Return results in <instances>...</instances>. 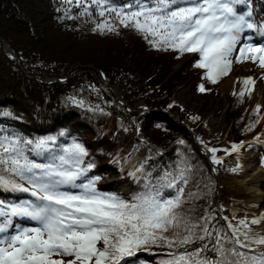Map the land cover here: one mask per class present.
I'll use <instances>...</instances> for the list:
<instances>
[{
  "label": "trees",
  "instance_id": "obj_1",
  "mask_svg": "<svg viewBox=\"0 0 264 264\" xmlns=\"http://www.w3.org/2000/svg\"><path fill=\"white\" fill-rule=\"evenodd\" d=\"M131 2L134 0H107V4L114 8ZM85 7L88 11L81 15ZM237 9L240 12L250 9L251 21L257 25L264 23V0H248V4L238 5ZM98 11L99 7L91 0H81L79 6L76 0L71 3L68 0H0V133H19L29 139L55 137L53 147L58 150L74 141L81 143L88 152L85 163L91 161L95 164L88 175L101 177L97 189L115 193L126 200L143 190L144 179L137 180L129 175L132 179L129 189L116 193L111 187L104 186L108 177L113 179L121 172H134L146 158L151 157L144 166L145 173L156 178L186 159L190 170L188 183L181 185L185 191L179 211L193 221L210 212L214 217L211 223L219 224L227 231V225L220 221L216 212L214 201L219 195V179L237 178L239 171L230 169L237 166L238 155L219 152L223 162L217 164V179L209 171L205 156L194 147L190 127L180 122V118H185L199 130L198 135H204L206 131L200 129L199 119H191L192 115L197 116L178 110L182 114L177 118L167 105L172 89L188 77L196 96H217V86L238 64L235 49L227 75L219 76L212 83L207 78V70L195 66L199 54L154 48L148 42L150 36L145 39L142 33L120 25L115 12L101 17ZM105 19L111 21L115 30L94 31L96 24ZM3 43L15 53L18 62L3 49ZM175 61L182 66L156 90ZM156 66L159 71L153 75ZM97 70L102 72L104 79ZM49 78L59 81H44ZM113 85L119 87L130 106L142 99L145 109L127 110L117 101ZM200 85L204 86V92L199 91ZM147 86L154 90L146 91ZM243 90V97L239 95L241 90L230 96L226 112L233 140L246 138L264 126V106H260L257 114L254 111L256 104L249 106ZM257 120L260 122L248 131L250 123ZM215 136L206 138L208 145L213 144ZM261 138L264 139V132ZM180 140L182 144L177 143ZM251 148L259 155L257 164L264 167V148L256 143H251ZM29 155L37 162H45L41 156ZM261 187L264 190V178ZM223 190L219 210L225 217L224 207L231 206V196L242 197L243 194L229 192L226 185ZM162 195L171 198L176 192L165 189ZM24 198H28V194L0 193V199L5 201ZM233 220L236 224L239 219ZM98 247H102V243H98ZM168 252L166 247H153L140 253L138 260L133 259L131 264H140L141 261L162 264ZM66 258L53 256V259Z\"/></svg>",
  "mask_w": 264,
  "mask_h": 264
},
{
  "label": "snow or ice",
  "instance_id": "obj_2",
  "mask_svg": "<svg viewBox=\"0 0 264 264\" xmlns=\"http://www.w3.org/2000/svg\"><path fill=\"white\" fill-rule=\"evenodd\" d=\"M91 3L99 7V16L115 12L120 25L142 33L145 39L150 36L148 42L154 48L199 54L195 66L206 69L212 83L227 75L231 55L244 29L264 33V23L251 21L250 9H237L248 0H134L121 8L110 7L107 0ZM76 4L81 5V0ZM87 11L85 7L81 15ZM93 30L115 28L105 19ZM243 58L254 62L259 59V67L264 69V45L241 47L237 62ZM243 83L254 85L255 81L247 77ZM199 91H205L203 85ZM247 91L250 95L252 89ZM239 95L244 96L243 89ZM259 110L258 104L254 111L259 114ZM259 122L250 123L247 130ZM55 139L0 133V193L28 194V198L17 201L0 199V264H131L140 253L153 247L169 249L162 264H264V230L250 227L264 223V216L241 219L236 224L224 217L228 221L225 231L211 223L214 217L210 212L193 221L179 211L185 191L181 185L188 183L190 170L186 159L153 178L151 173H145L144 166L151 157L146 158L129 173L137 180L144 179L143 190L126 200L97 189L101 177L88 175L95 164L85 163L88 152L81 143L74 141L58 150L53 147ZM243 143L233 144L232 152L238 153ZM208 151L214 164L223 162L215 155L216 148ZM30 153L43 157L45 162L30 158ZM239 170V164L230 169ZM165 189H174L176 195L166 198L162 195ZM13 217L29 218L40 226L17 227L9 234ZM54 255L71 259H53Z\"/></svg>",
  "mask_w": 264,
  "mask_h": 264
},
{
  "label": "rangeland",
  "instance_id": "obj_3",
  "mask_svg": "<svg viewBox=\"0 0 264 264\" xmlns=\"http://www.w3.org/2000/svg\"><path fill=\"white\" fill-rule=\"evenodd\" d=\"M173 63L174 65L172 66L170 72L162 80V82L155 87L156 90L159 89L162 83H165L170 77L174 76L175 73L182 66V63L178 61H175ZM158 71L159 68L158 66H156L153 69V75H156ZM232 76L239 80H237V82L232 86V88L229 91L222 90L221 85ZM247 77H252L253 80L255 81V84L254 85L249 84L246 86L243 83V81ZM184 80L185 81H181L178 84H176V86L172 89L169 97L170 100L167 107L170 104L173 105L170 109L177 118H180L181 116L180 114H182L180 111L182 110L187 113L192 112L198 117L200 122V129L206 131V134L204 135L203 134L198 135L199 130H197L196 128L194 129V127H192L190 123L186 121L185 118H180V122L182 124L190 127L191 130L190 134L191 133L195 134L193 140L195 139L196 142L202 140L203 143L198 142V145H205L206 148H216L218 151L215 153V155L218 158H223L218 154L221 151L225 153L224 151L225 149H227L231 154L238 155V159H239L238 164L240 165L238 176L237 178H231L227 181L223 179H219L218 174H216V172H218L217 164L212 165L210 164L212 162L208 161L206 158L205 159L210 168L209 171L214 176H216L217 179H219L218 181L219 193L220 192L222 194L224 193L223 187L224 185H226L229 192L236 191L237 193L243 194L242 197H236L235 195L231 196V200H232L231 206L229 208L224 207L225 217H227L228 221H231L232 223L236 221L233 220V217L238 218L239 220L247 218L250 221L251 219L249 218H254L258 215V213H262L264 211V190L261 189L264 178V167L262 168L256 162L257 159L259 158V155L256 152H253L251 148L247 147L248 145L245 146V144L251 138L252 143L262 145L263 142L260 139H257L256 137H252V136L256 135L259 138H261V134L264 132V126L262 128L261 127L258 128V130L255 133H253L252 135L246 138L233 140L232 135L230 133L231 124H229L226 119V112L231 102V100H229L230 96L242 89H245V97L248 100L249 106H252L254 104L256 105L259 104L260 106H264V69L260 68L257 65L252 64L249 58H243V60L241 62H238V64L233 68L230 75L217 86L216 88V91L218 93L217 96H211V95L196 96L192 90V85L190 83L189 77L185 78ZM135 84L137 85V83ZM140 85L144 86V83H140ZM255 85L257 92L259 94L257 98H254L253 97L254 95L253 96L249 95L247 91L248 88L252 89ZM113 87L119 89V87L116 85H113L112 89ZM145 90L149 91L154 89L147 86ZM120 94L122 96L121 90H120ZM122 99L127 101V105L129 108L127 107L126 109L129 111H135L139 108L145 109V103L142 99L135 102L133 106H130L128 100L123 98V96ZM117 101L120 103L118 99ZM201 107L202 110H199V108ZM191 117H194V115H192ZM173 121H176L175 118L173 119ZM208 121L213 122V124L209 125ZM178 122L179 121H177L176 123ZM181 123L179 125H181ZM262 124H264V119L262 121ZM209 135L210 136L216 135L215 137H213L212 140L213 144L210 145H208V139H206ZM261 139L264 140L263 138ZM241 142L244 143L242 147L239 149V152L238 153L232 152V145L240 144ZM243 146H245L244 149ZM213 169H215V171H213ZM107 179L110 180L111 178L108 177ZM120 184H124L125 186L123 189H120L121 191H125L129 189L130 185L132 184V179L130 178L129 174L125 172L123 173L121 172L118 178L114 177L112 180L104 183V186L109 188L113 187L114 190H119L117 188H119L118 186ZM233 188H237V190H233ZM218 197L221 198V196L219 195ZM252 205H254L255 210H252ZM214 207H215V201H214ZM218 209H219V202H218ZM218 211L216 209L217 214ZM219 213L220 215L219 214L218 215L222 216L220 211ZM223 218L224 216H222V221L221 220L220 221L227 225L228 221L224 220ZM239 220H237V223L239 222ZM250 227L254 231L264 230V226L256 228L253 225H250ZM20 228L22 227L20 226ZM66 259H71V257H68Z\"/></svg>",
  "mask_w": 264,
  "mask_h": 264
},
{
  "label": "bare ground",
  "instance_id": "obj_4",
  "mask_svg": "<svg viewBox=\"0 0 264 264\" xmlns=\"http://www.w3.org/2000/svg\"><path fill=\"white\" fill-rule=\"evenodd\" d=\"M237 80H239V79H237V78H234L233 76L231 77V78H229L228 80H226L222 85H221V89L222 90H224V91H229L231 88H232V86L237 82ZM51 81H53V80H51ZM239 84V83H238ZM261 92V91H260ZM249 94V93H248ZM250 95H254L253 97L254 98H257L258 96H259V94H258V92H257V89H256V85L252 88V92H251V94ZM208 124L209 125H211V124H213V122H211V121H208ZM198 142H202V140H200V141H197V145H198ZM203 143V142H202ZM203 151H204V153H205V155H206V157L208 158V160L210 161V162H212V160H211V156H212V153H210L209 151H208V149H210V148H206L205 147V145H198ZM212 165L214 164L213 162L211 163ZM119 177V176H118ZM118 177H116V178H118ZM112 180V179H111ZM108 181H110V180H108ZM121 182H123V181H121ZM124 186V184H121V187H123ZM219 210V209H218ZM252 210H255V208H254V205H252ZM220 211V210H219ZM261 216H264V211L262 212V213H258V215L256 216V217H254V218H260ZM249 219H253V218H249ZM254 227H256V228H258V227H262V226H264V223H262V224H260V225H253Z\"/></svg>",
  "mask_w": 264,
  "mask_h": 264
},
{
  "label": "water",
  "instance_id": "obj_5",
  "mask_svg": "<svg viewBox=\"0 0 264 264\" xmlns=\"http://www.w3.org/2000/svg\"><path fill=\"white\" fill-rule=\"evenodd\" d=\"M3 49H4L6 52H8L9 55H10L13 59H15V60L18 62L17 56H16L15 53H14V52L8 47V45H7L6 43H3ZM97 72H98V74L100 75V77L103 78V74H102V72H101L100 70H97ZM168 78H169V77H168ZM168 78H167V79H168ZM51 80H57V81H59V79H56V78H49V79H46V80H44V81H51ZM113 89H114L115 92H116L117 99L120 101L121 104L125 105L126 108H127V107H128V105H127V101L124 100V99H122V96H121V94H120V90L117 89L116 87H113ZM128 108H129V107H128ZM191 134H192V136H193V138H194V135H195V134H193V133H191ZM193 143H194V147H195L199 152H201V153L205 156V158L208 160V158L206 157L204 151H203V150L197 145V142H196L195 139L193 140ZM208 161H209V160H208ZM209 163H210V162H209ZM210 164H211V163H210ZM222 195H223V194L220 192V193H219V196H222ZM219 198H220V197H218V198L215 200V208L217 209V211H218V202H219ZM218 214L220 215L219 211H218ZM220 220L222 221V216L220 217Z\"/></svg>",
  "mask_w": 264,
  "mask_h": 264
}]
</instances>
